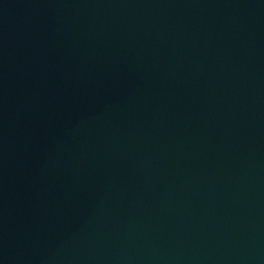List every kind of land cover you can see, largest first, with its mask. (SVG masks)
I'll return each mask as SVG.
<instances>
[{"label": "water", "instance_id": "1", "mask_svg": "<svg viewBox=\"0 0 264 264\" xmlns=\"http://www.w3.org/2000/svg\"><path fill=\"white\" fill-rule=\"evenodd\" d=\"M0 264H264V0H0Z\"/></svg>", "mask_w": 264, "mask_h": 264}]
</instances>
